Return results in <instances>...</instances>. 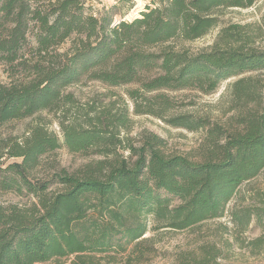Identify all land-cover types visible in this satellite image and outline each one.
<instances>
[{
    "label": "trees",
    "instance_id": "16d2710c",
    "mask_svg": "<svg viewBox=\"0 0 264 264\" xmlns=\"http://www.w3.org/2000/svg\"><path fill=\"white\" fill-rule=\"evenodd\" d=\"M93 1L0 0V64L9 80L0 83V129L43 112L66 119L59 135L37 123L21 141L0 143V193L34 201L24 209L0 206V264H100L137 249L150 230L183 232L223 219L243 184L264 169V47L255 46L264 39V13L257 25L225 27L217 15L259 0H149L116 24L94 11ZM218 28L205 50L183 46ZM83 81L108 90L135 86L125 91L134 114L203 130V157L165 154L153 134L135 145L120 138L125 115L100 102L78 106L65 93ZM225 81H232L230 129L208 118L167 117L177 106L171 94L211 96ZM59 149L100 160L36 179L40 159ZM53 184L61 189L51 193ZM229 218L245 230L264 219V210L231 209ZM209 246L180 253L173 264H218Z\"/></svg>",
    "mask_w": 264,
    "mask_h": 264
},
{
    "label": "rangeland",
    "instance_id": "374dc122",
    "mask_svg": "<svg viewBox=\"0 0 264 264\" xmlns=\"http://www.w3.org/2000/svg\"><path fill=\"white\" fill-rule=\"evenodd\" d=\"M116 1L94 0L92 8L99 15L108 14L112 17L113 24H116L121 19H131L149 2V0H129L130 3L118 4L116 5L118 7L114 9ZM263 13L264 0H259L249 9L218 11L217 15L222 27H225L232 24L257 25ZM219 30L220 28L212 30L205 37L182 45L192 53L205 50L212 45ZM255 46L263 48L264 39L257 41ZM260 80L264 81V75L259 77ZM8 82L3 66L0 64V83ZM231 82H223L217 92L211 96H202L195 91L171 94L174 97L170 98L177 106L167 113V117L190 115L199 119L208 118L212 126L230 129L235 125L234 120L231 121L235 112L232 110L231 98L227 94L228 85ZM133 88L135 86L108 90L96 82L83 81L69 87L65 93L72 94L78 106L92 102L94 105H99L98 102H100L103 106L111 107L112 113L125 115L128 119L127 129L119 128L120 138H126L135 145L139 139L153 134L163 139L165 154L180 155L192 161H200L206 151V146L203 145L205 132L172 128L151 115L134 114V103L125 95L126 90ZM60 120L66 119L61 118L59 113L43 112L32 119L9 123L0 129V143L21 141L29 129L37 123H41L47 132L59 135ZM97 160H100V157L59 149L43 156L32 175L36 179L47 181L61 171L73 174ZM12 161L18 160L7 159L6 162ZM60 189L61 186L53 184L48 191L52 193ZM257 196L264 198V169L256 178L243 184L237 198L227 204L223 219L209 221L183 232L169 229L150 230L144 236L146 240L141 241L137 249L131 246L124 255L115 256L113 259L106 258L100 264H173L178 254L189 252L201 245L206 247L211 245L216 248L220 255L217 258L218 264H264V219L260 222L253 219L245 230L239 229L229 221L231 209L239 211L259 207L264 210V205L257 202ZM33 202V199L29 197L0 193L2 207L15 206L24 209ZM257 245L259 246L256 247Z\"/></svg>",
    "mask_w": 264,
    "mask_h": 264
}]
</instances>
